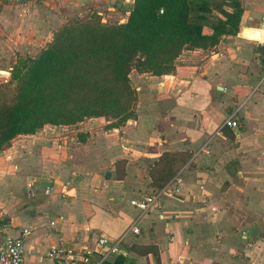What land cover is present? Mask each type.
<instances>
[{"label":"crops","instance_id":"1","mask_svg":"<svg viewBox=\"0 0 264 264\" xmlns=\"http://www.w3.org/2000/svg\"><path fill=\"white\" fill-rule=\"evenodd\" d=\"M240 1V33L224 36L204 59L196 58L202 50H188L172 75L132 74L142 92L136 118L118 133L103 131L116 135L111 172H80L68 160L70 141H76L69 127L48 125L4 147L0 248L6 231L19 235L29 229L24 264H66L49 256L62 243L97 255L119 243L126 264H174L180 254L185 264H264V99L258 102L264 57L261 42L245 35H264V0ZM133 5L134 0H0V84L10 80L18 62L36 57L73 15L89 10L126 22ZM232 115L237 131L223 127ZM204 145L207 154L197 153ZM165 152H188L198 169L189 180L181 176V196L163 197L141 216L131 201L146 194L142 188L128 192L126 180L116 179L117 164L156 161ZM204 176L219 187L216 196ZM146 177L151 179L149 172ZM48 185L54 190L45 195ZM202 204L217 211L207 217ZM135 224L138 235L131 232ZM101 238L109 244L101 247ZM149 245L158 247L160 263L131 249Z\"/></svg>","mask_w":264,"mask_h":264},{"label":"trees","instance_id":"2","mask_svg":"<svg viewBox=\"0 0 264 264\" xmlns=\"http://www.w3.org/2000/svg\"><path fill=\"white\" fill-rule=\"evenodd\" d=\"M244 12L240 0H135L126 22L104 25L96 12L78 15L0 84V153L18 136L48 125L70 127L88 119H113L110 129L127 124L136 118L133 72L174 74L184 51H206L224 36L238 35ZM245 35L264 43L261 31ZM190 158L188 152L163 153L149 171L153 189L164 188ZM127 163L118 162L117 180L125 179ZM131 249L160 263L155 245ZM126 262L127 256L115 255L103 264Z\"/></svg>","mask_w":264,"mask_h":264},{"label":"rangeland","instance_id":"3","mask_svg":"<svg viewBox=\"0 0 264 264\" xmlns=\"http://www.w3.org/2000/svg\"><path fill=\"white\" fill-rule=\"evenodd\" d=\"M82 14L73 15L68 20V22L64 25H67L69 22H71L73 20V18L77 17L78 15H82ZM104 19H106L105 22L102 21V24H104V25H112L115 23H122L120 20L108 17L107 15H105V18L102 17V20H104ZM216 48H218V46ZM210 51H212V49L202 51V53L196 55V58H199V61H201L202 59H204L206 57L207 54H209ZM261 52H262L263 57H264V50ZM134 73H136V72H133L132 74H134ZM5 78H7L6 75H5ZM133 78H134V76H133ZM131 80H132V75H131ZM132 86L135 88V92L137 95V102H136V104L132 110L134 112V115L137 116L136 110H137V106L139 104L140 99H142V97H141L142 92L140 89H138L137 84L134 83L133 80H132ZM219 92H221V91H219ZM258 95L260 96V97L258 96L259 97L258 102L261 101V99L262 100L264 99L263 97H261V96H264L263 92H261V91L258 92ZM88 120H96V121L90 122ZM88 120H85L82 123H79L76 125H72L68 129H66V130H68L67 132L69 133V136H71L72 138L73 137L76 138V141H70L71 145L69 146V150H68L69 151L68 160L70 162L74 163L80 172H82V167H85L86 171H90V172L97 171V172H101L105 175L106 171L111 172L110 170H111L112 166L110 163V155H111L112 150L114 148H116V145H115L116 140H114L116 135H113L112 133L111 134L109 133V135H105L103 133V131L112 130V132H114V129H110L111 124L107 123L113 119H107V120H105V119H88ZM114 120H115V122L116 121L118 122L119 119H114ZM130 120H134V118L132 117V118H130ZM104 123H106V124H104ZM119 124H120V126L127 125L124 123H120V121H119ZM88 128L92 129V131L94 132L92 135H90L89 133L88 134L84 133L82 131V130H89ZM211 142L212 141H209L208 144L210 145ZM213 143L214 142H212V145H213ZM231 146L233 147L234 144H232ZM203 148H205V145L202 148H198V150H196L197 153L207 154L205 151L202 150ZM153 163H154V161L138 160V161H132L129 167H128V163L125 165V170H127L128 168L130 170V174L127 173L128 178L125 177V179H124V180H126L125 185H126V189L128 190V192L135 191V190H138L139 188H142L141 190H144L146 195L153 194L154 189L151 185V179L146 177V174H147V172H149L151 170ZM197 165L199 166V164H197ZM197 165L195 163H193V161H191V158H190L188 164L181 167L179 172L182 171L183 172L182 175L185 176L186 179L189 180V176L193 177L191 172L193 170H195L196 168L198 169ZM202 167H203V163L201 162L200 168H202ZM222 170L224 171L225 174H226V171L229 172V170H230L229 163ZM112 172H115V171H112ZM139 175L141 178L144 177L145 180L141 179L139 177ZM205 178L207 181L205 180ZM203 179L207 182L208 185H210V187L212 188L213 195L216 196V194L219 193V192H217V189L219 187H217L216 184L212 183L211 182L212 180H210L209 178L204 176ZM234 179H235V176H234ZM137 180H140L141 182H143L142 187H140L141 185H140L139 181H137ZM221 184L223 186L229 185L228 182H224ZM131 195H133V194H131ZM133 196H137V195H133ZM138 198L139 197H137L135 199H138ZM106 204L109 205L108 200H107ZM203 209H205L204 211L207 214V217H210L213 214H215L212 212V210L210 208H208L204 205H203Z\"/></svg>","mask_w":264,"mask_h":264},{"label":"built area","instance_id":"4","mask_svg":"<svg viewBox=\"0 0 264 264\" xmlns=\"http://www.w3.org/2000/svg\"><path fill=\"white\" fill-rule=\"evenodd\" d=\"M101 17L105 18V15L102 14ZM102 21L105 22L106 19ZM261 22L264 26V17L262 18ZM260 44L262 46L264 45V43ZM259 86H264V64L262 75L259 80ZM127 124H129V122ZM223 127L237 131L240 126L236 117L232 115L225 120ZM114 131L118 133L120 129L114 128ZM202 150L205 151V148H203ZM181 176L182 172L175 176V178L161 190H157L151 195H144L138 199H134L131 201V205L141 212V216H144L149 211H151L163 197L174 198L177 196H181V184H183L184 182ZM53 190V186L48 185L44 189V194L50 195L53 193ZM211 210L213 212H216L217 208L212 207ZM131 232L136 235L140 234V229L137 224H135L131 228ZM29 234V229H24L19 235H13L7 231L5 232L2 239V246L0 248V264H24L26 255V237ZM98 243L101 247L107 246L109 244V240L107 238H101L99 239ZM115 255L127 256V252L121 248L119 243L113 244L100 255H97L96 252L84 253L75 247L67 246L65 243H62L59 246L52 248L49 253V256L51 258L63 257L65 259L66 264H103L106 259H109ZM185 261V256L180 254L174 264H185Z\"/></svg>","mask_w":264,"mask_h":264},{"label":"water","instance_id":"5","mask_svg":"<svg viewBox=\"0 0 264 264\" xmlns=\"http://www.w3.org/2000/svg\"><path fill=\"white\" fill-rule=\"evenodd\" d=\"M241 32H242V31H241ZM6 75H7V76H10L11 73H9V72L7 73V72H6ZM132 122H133V120H130V121H129V123H132ZM108 174H109V176L111 175L110 173H108Z\"/></svg>","mask_w":264,"mask_h":264}]
</instances>
